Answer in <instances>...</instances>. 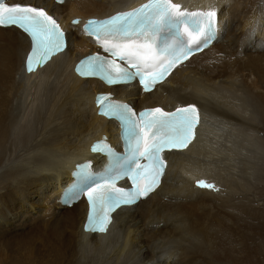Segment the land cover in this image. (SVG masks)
<instances>
[{
    "label": "bare ground",
    "instance_id": "bare-ground-1",
    "mask_svg": "<svg viewBox=\"0 0 264 264\" xmlns=\"http://www.w3.org/2000/svg\"><path fill=\"white\" fill-rule=\"evenodd\" d=\"M140 1L80 0L53 9L68 20L107 16ZM176 1L182 10L224 9V36L195 57V66L176 69L135 103L197 105L203 117L199 138L169 152L172 165L156 194L117 209L105 233L82 231L83 203L56 212L51 200L75 162L96 159L87 149L90 141L111 132L92 106L99 83L77 77L68 63L88 52L81 48L85 39L69 28L64 52L27 75L26 38L0 28V264H154L161 252L171 254L170 264H222L215 255L224 251L231 258L246 246L255 228L247 206L264 195V51L252 49L264 31L249 32L264 22V0ZM215 57L210 71L207 60ZM122 93L136 95L132 88ZM200 177L215 189L197 188ZM155 221L164 222L159 231L141 229ZM232 235L241 237L243 247L233 245Z\"/></svg>",
    "mask_w": 264,
    "mask_h": 264
},
{
    "label": "snow or ice",
    "instance_id": "snow-or-ice-1",
    "mask_svg": "<svg viewBox=\"0 0 264 264\" xmlns=\"http://www.w3.org/2000/svg\"><path fill=\"white\" fill-rule=\"evenodd\" d=\"M191 15L196 17L195 27H191L189 14L182 11L179 4L172 0H149L106 19H89L84 31L94 36L106 52L129 66L121 67L115 59L97 55L81 61L77 70L81 75H102L109 84L139 76L145 91H149L150 84L163 78L193 50L207 46L215 38V8ZM181 24L185 25L183 34L179 31ZM0 26H17L30 36L31 51L26 59L28 72L65 47V34L59 23L43 8L0 0ZM171 29H176V34L160 47L157 44L160 33ZM97 103L101 114L115 116L121 121L127 151L121 157L116 156L106 143L96 145L94 151L107 152L115 163L101 175L89 172L87 165L81 166L76 184L66 195L71 200L81 193L86 194L90 205L86 228L103 232L107 230L110 213L115 208L134 204L158 186L165 167L160 153L165 148L187 147L194 138L199 114L192 104L177 108L175 112L151 108L137 115L127 104L113 101L107 95L98 97ZM124 178L132 182L131 188L117 187L116 182ZM197 185L215 189L214 184L202 179L197 180Z\"/></svg>",
    "mask_w": 264,
    "mask_h": 264
},
{
    "label": "rangeland",
    "instance_id": "rangeland-1",
    "mask_svg": "<svg viewBox=\"0 0 264 264\" xmlns=\"http://www.w3.org/2000/svg\"><path fill=\"white\" fill-rule=\"evenodd\" d=\"M261 198L262 199L257 201L256 205L254 203H249L247 206L250 209H248L250 216L255 223V228L251 232L250 238L247 240L248 243L243 247V243L240 241L241 237H234V235H232L234 238L233 245L237 248H243L241 251L236 252V254H232L231 258L224 256V251L221 252V255H215L217 260H221L222 264H230L229 262L232 259H237L233 261L235 264H264V195L261 196ZM26 257L27 255H23L20 259ZM39 257H41V255ZM28 264H30V262Z\"/></svg>",
    "mask_w": 264,
    "mask_h": 264
}]
</instances>
